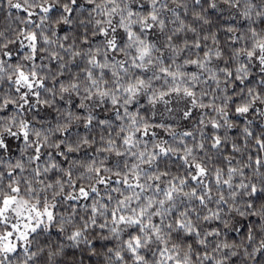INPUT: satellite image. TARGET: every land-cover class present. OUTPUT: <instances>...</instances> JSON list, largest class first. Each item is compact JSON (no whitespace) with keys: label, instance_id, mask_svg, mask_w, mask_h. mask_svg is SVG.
I'll return each instance as SVG.
<instances>
[{"label":"snow or ice","instance_id":"6c2138e0","mask_svg":"<svg viewBox=\"0 0 264 264\" xmlns=\"http://www.w3.org/2000/svg\"><path fill=\"white\" fill-rule=\"evenodd\" d=\"M0 264H264V0H0Z\"/></svg>","mask_w":264,"mask_h":264}]
</instances>
